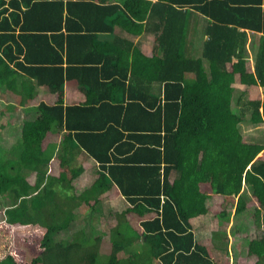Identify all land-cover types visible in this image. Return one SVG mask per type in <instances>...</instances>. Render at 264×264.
<instances>
[{
	"label": "trees",
	"instance_id": "obj_1",
	"mask_svg": "<svg viewBox=\"0 0 264 264\" xmlns=\"http://www.w3.org/2000/svg\"><path fill=\"white\" fill-rule=\"evenodd\" d=\"M115 26L151 33L150 53L98 36ZM258 31L250 62L247 33ZM71 77L82 103H63ZM0 86L1 99L37 102L11 144L0 140V264H217L229 229L205 243L190 218L218 207L228 217L224 204L239 213L242 186L259 231L231 264H264V143L241 131L244 112L252 124L264 118V0H0ZM235 87L247 94L238 111ZM12 126L0 118V139ZM78 151L98 175L75 192ZM111 189L127 205L108 252L81 227L55 237L76 205L92 208ZM212 194L219 203L207 204Z\"/></svg>",
	"mask_w": 264,
	"mask_h": 264
},
{
	"label": "rangeland",
	"instance_id": "obj_2",
	"mask_svg": "<svg viewBox=\"0 0 264 264\" xmlns=\"http://www.w3.org/2000/svg\"><path fill=\"white\" fill-rule=\"evenodd\" d=\"M140 36V35H139ZM139 36L137 38H139ZM140 42L143 41V48L150 53V45L152 43V34L149 32H143L140 36ZM199 45L196 44L192 47L191 51L193 55L198 54L199 52ZM253 52V51H252ZM243 88V86H240ZM238 87H235L236 90L233 92V96L235 98L239 97L240 101L232 100L231 106L234 107L237 111L238 108L244 107V99L247 97V94ZM2 89L0 86V93ZM260 95H264V89L261 90L260 88ZM11 101L12 99L6 95L4 100L0 99V109H3L6 102ZM260 108V107H259ZM30 110L29 107L25 109L26 112ZM17 114H18V110ZM6 111L4 109V114H1L0 118H3L6 115ZM243 120L244 123L241 124V131L247 139H251L254 141H259L264 143V118L261 122L257 124H252L248 120V112L243 113ZM6 118V117H5ZM14 116L10 121H12ZM5 138L2 137L0 140H4ZM8 141V140H7ZM10 143V142H9ZM11 144V143H10ZM259 154V152H258ZM77 160V159H76ZM87 159V155L85 157V161ZM84 162H82L83 164ZM77 164V163H75ZM92 167L96 168L95 162H92ZM97 173V168L95 169ZM98 175V173H97ZM96 175V176H97ZM76 186L73 188L75 192L82 189L81 182L75 183ZM246 195L247 205L246 207L238 212H234L232 208L228 206V204H224L223 208L227 207L226 211L228 212V217H223L217 215L215 211L219 210V207L216 209H209L204 213L197 214L190 218L191 226L194 229L198 238H202V241L207 243L210 239V231L212 229L217 230H226L229 229V236L227 239V248L228 251H224L223 249L220 251H215L217 256V264H231L232 261L236 258L238 259L239 255H243L244 249L247 243V236H251L253 234H257L259 229H255L252 231V210H253V198H249V190L246 186H242V188ZM105 195V194H104ZM102 196V198L94 204V207H89L88 204H84L85 202H81L80 204L74 207V219L70 222L69 228H64L62 230L57 231L54 235L56 238L59 237H69L71 235L72 230L75 228H84L85 232L88 235L91 234H100V243H99V251L101 253H106L110 249V240L109 237V227L116 222L115 212L120 211L127 205V200L116 190L111 189L109 192L111 199ZM108 195V193H107ZM221 197L217 196L216 194L210 195L206 201L207 204L212 203H219ZM4 202L0 203V219L3 216L2 208ZM215 212V213H214ZM152 212H148L147 215H151ZM131 218V215L129 216ZM134 224L135 227H139L137 216H134ZM226 227V228H225ZM233 230V231H231ZM236 230V232H235ZM235 232V233H234ZM250 232V233H249ZM228 233V232H227ZM195 236V235H194ZM204 237V238H203ZM35 245V244H34ZM214 251V248L211 247ZM35 250L29 248V252H34ZM235 259V261H236ZM250 264V262H249Z\"/></svg>",
	"mask_w": 264,
	"mask_h": 264
},
{
	"label": "crops",
	"instance_id": "obj_3",
	"mask_svg": "<svg viewBox=\"0 0 264 264\" xmlns=\"http://www.w3.org/2000/svg\"><path fill=\"white\" fill-rule=\"evenodd\" d=\"M113 34L119 35L121 37L130 39L133 41V43L138 42L139 48L146 54H149V51L145 50L143 48V41L141 40L140 42V36L141 34H137V33H129L125 30H122L120 28H118L117 26H115L113 28V30L111 32H102L100 34H98V36L102 39H110L111 36ZM140 35V36H139ZM260 35V32H248L247 33V40L245 43V47H246V52H245V56L248 57L249 61L251 62L254 54H255V50H256V45H257V41H258V37ZM139 36V38H137ZM151 47V45H150ZM253 51V52H252ZM252 64V63H251ZM242 86V85H239ZM264 89V87H261ZM46 86L44 84H37L35 85V95L33 97H42V95H44ZM85 91H82L79 86L77 85V81L75 78H65L63 81V103H68V104H74V103H82L83 100H85ZM4 93L3 89L1 91L0 94ZM1 99V98H0ZM2 99L4 100V97L2 96ZM2 100V101H3ZM9 103H12V105H8L7 107H5V111H6V115L8 117V123L13 124L12 128L7 127V131L5 133H3L2 137L5 138V140L9 141L10 143L15 139V132L18 129V127H16V124L20 123L22 118L28 117V116H32L33 115V111L30 109L28 112L25 111V109L29 106H34L37 102H29L27 104H18L14 102V98L13 101H8ZM18 110V114L17 111ZM14 116L13 120L10 121L12 119V117ZM99 118H102L99 117ZM111 121H107V123H110ZM97 124L99 122H96ZM87 155V159L85 161V157ZM76 161H78L79 163H81L82 165V170L81 172L76 176V178L74 179V182L77 184L78 182H81V185L83 184H88L90 183L97 175V173L95 172V169L97 168V162L95 159H93L91 156H89L87 153H85L84 151H78L77 153V157H76ZM82 162H84L82 164ZM92 162H95L96 164V168L92 167L91 164ZM225 235V234H223ZM227 239H228V235Z\"/></svg>",
	"mask_w": 264,
	"mask_h": 264
}]
</instances>
